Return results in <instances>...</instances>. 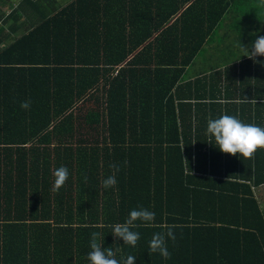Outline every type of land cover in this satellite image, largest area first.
<instances>
[{
    "label": "trees",
    "instance_id": "16d2710c",
    "mask_svg": "<svg viewBox=\"0 0 264 264\" xmlns=\"http://www.w3.org/2000/svg\"><path fill=\"white\" fill-rule=\"evenodd\" d=\"M258 5L19 1L0 21V264H90L93 232L121 264H264V150L231 156L207 133L224 114L264 127V56L240 47ZM139 208L155 220L132 247L112 230ZM169 227L170 258L149 253Z\"/></svg>",
    "mask_w": 264,
    "mask_h": 264
},
{
    "label": "clouds",
    "instance_id": "9594fccd",
    "mask_svg": "<svg viewBox=\"0 0 264 264\" xmlns=\"http://www.w3.org/2000/svg\"><path fill=\"white\" fill-rule=\"evenodd\" d=\"M260 7H264V0H259ZM244 55L255 61L257 56H264V36H258L251 44V50L240 45ZM256 102V101H252ZM30 101H24L20 104L22 109L30 108ZM207 133L214 137L215 143L222 153L251 160L259 150H264V127L242 122L236 116L224 114L217 119H209L207 123ZM210 144L211 141H209ZM126 163V162H125ZM115 172H119V167L111 165ZM55 179L53 191L57 192L68 180L69 172L67 167L61 166L53 173ZM87 179V177H85ZM104 188H112L117 184L115 174L110 175L103 180ZM155 220V213L145 208L134 209L130 211L127 220L124 223H117L113 226L112 234L114 237L121 238L125 245L135 247L140 239L138 232L131 229L140 225L136 221L143 222V226L150 227ZM100 234L93 232L91 234L88 260L90 264H121L120 260L115 258V253L110 248H103L97 240ZM167 239L175 241L176 236L171 227L165 233H155L149 242V253H158L163 259H169L171 253L167 248ZM136 257L128 255L123 259V264H135Z\"/></svg>",
    "mask_w": 264,
    "mask_h": 264
},
{
    "label": "crops",
    "instance_id": "0c3cea01",
    "mask_svg": "<svg viewBox=\"0 0 264 264\" xmlns=\"http://www.w3.org/2000/svg\"><path fill=\"white\" fill-rule=\"evenodd\" d=\"M20 0H0V21H2V19L14 8L17 6V4L19 3ZM7 8V9H6ZM226 13V12H225ZM250 15H251V18H246V20H249V22L246 24V34L244 36V39H243V42H242V45L246 48H249V50H251V44L252 42L258 37V36H264V19L260 16L259 19H256L255 16H257L259 13L258 11H255V10H252L250 11ZM231 17H232V13H231ZM25 18V15H20L18 17V22H21L22 20H24ZM225 22H232V19H227ZM22 31L23 32V27L19 28L17 31L14 32V37H18L22 34ZM219 31H220V34L221 32H225V29L220 27L219 28ZM16 32H20L19 35L15 36L16 35ZM247 39V40H246ZM206 47H209L210 46H207L205 45ZM217 50H221V49H217ZM216 48L212 47L210 48V52L213 54L212 55H208V57H213L215 58L216 57V54H217V51ZM242 54L243 51L241 50ZM250 65V63H249ZM196 70L197 71H202V67L199 65V64H196L195 66ZM253 101V100H252ZM247 102V101H246ZM255 196L260 204V207L262 208V210L264 211V204L261 203V202H264V183L257 186L255 189Z\"/></svg>",
    "mask_w": 264,
    "mask_h": 264
},
{
    "label": "rangeland",
    "instance_id": "374dc122",
    "mask_svg": "<svg viewBox=\"0 0 264 264\" xmlns=\"http://www.w3.org/2000/svg\"><path fill=\"white\" fill-rule=\"evenodd\" d=\"M12 1H14V0H12ZM61 2H64V0H60ZM7 9V8H6ZM20 32H22V31H20ZM20 32H16V35L15 36H17V35H19L20 34ZM247 40V39H246ZM197 63L198 64H200V66H204V65H206L207 66V64H205L204 62H203V60H202V57H199L198 58V60H197ZM204 68H207V67H205L204 66ZM209 68H211V67H209ZM208 68V69H209ZM93 103L92 102H86V107L88 106V107H90V106H94V105H92ZM261 203H263L264 204V202H261Z\"/></svg>",
    "mask_w": 264,
    "mask_h": 264
}]
</instances>
